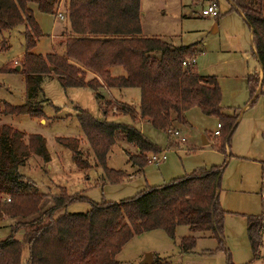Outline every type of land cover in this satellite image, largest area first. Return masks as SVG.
<instances>
[{
    "label": "trees",
    "instance_id": "trees-1",
    "mask_svg": "<svg viewBox=\"0 0 264 264\" xmlns=\"http://www.w3.org/2000/svg\"><path fill=\"white\" fill-rule=\"evenodd\" d=\"M60 1L0 0V34L16 25L24 26L25 52L20 71L26 95L23 106L5 104L2 113L42 116L39 109L34 110L30 104L39 91L41 72L49 71L59 74L57 78L61 82L65 75L68 85H91L99 80L107 89H138L137 113L125 103L119 104L124 108L116 106V110L132 120L145 119L163 132L170 129L172 118L182 121L184 112L192 107L206 115H216L219 120L217 147L224 152L235 128L236 116L220 113V91L212 76L199 75L194 65H181L185 58L195 56L192 46H172L159 38L141 36L139 0H65L62 12L68 34L59 42L62 54L50 53L42 57L31 53L29 49L40 33L30 5L34 4L41 13L55 16ZM228 1L233 10L240 12L251 33L250 44L258 63L262 88L264 0ZM155 52L159 56H154ZM115 66L122 69L121 74L110 73V68ZM84 69L94 74L86 82L82 77ZM255 76L249 78L251 94L257 82ZM94 97L105 116L110 102H105L96 92ZM76 120L95 163L103 168L107 179L117 181L123 177L120 172L104 168L106 154L117 137L136 149L135 154L127 152L128 161L136 171H141L147 163V153L157 151L131 125L97 120L81 109H77ZM55 142L70 151L78 169L87 168V156L80 150V139L56 137ZM30 153L43 162L48 161L40 135H25L9 126H0V221L4 217L13 220L8 234L0 237V264H19L22 243L27 247V264H119L116 254L132 236L162 229L172 237L177 225L214 238L223 249L224 211L217 196L219 168L194 170L164 185L146 187L134 197L117 202H91L86 212L65 213L61 210L67 203L84 197L68 196L65 190H60L58 195L48 199L49 206L40 209L46 196L17 170ZM259 219L248 218L246 224L253 258L257 255L253 232L259 231L254 227ZM18 232L20 240L14 237ZM194 243L193 235L182 237L180 251H189ZM153 258L151 264H159L160 259Z\"/></svg>",
    "mask_w": 264,
    "mask_h": 264
},
{
    "label": "rangeland",
    "instance_id": "rangeland-1",
    "mask_svg": "<svg viewBox=\"0 0 264 264\" xmlns=\"http://www.w3.org/2000/svg\"><path fill=\"white\" fill-rule=\"evenodd\" d=\"M209 2L215 3L218 13L215 17L200 15L201 6ZM64 3L65 0L60 1L59 10L63 11ZM30 8L40 35L29 51L42 57L50 53L61 55L63 48L59 42L68 34L65 16L58 20L53 14L39 12L34 4ZM139 23L141 36L159 38L172 46H192L196 52V72L215 79L220 91V113L236 116L235 128L224 152L218 150L219 138L213 135L218 129L216 115H206L197 107L189 108L183 114V122L172 118L169 131H177L174 135L138 118L132 120L116 110V106L125 103L137 113L138 89H107L99 80L91 86L67 85L65 75L61 82L57 78L59 74L49 71L41 72L39 91L30 104L34 110L39 109L42 116L2 113L5 104L20 107L26 101L25 81L20 71L25 52L24 26L16 25L0 34V126H9L25 135H40L48 154L47 162L28 154L17 166L18 173L46 196L40 209L49 206L51 196L65 190L68 196L84 199L67 203L61 212L82 213L89 210L91 202H117L194 170L219 168L217 193L224 211L223 249L214 238L177 225L172 237L162 229L132 236L116 254V260L119 264H138L143 254L150 252L160 259L159 264H264V87L260 86L261 77L247 24L227 0H139ZM153 55L159 56L157 52ZM84 72V82L94 76L85 69ZM110 73L121 74L122 69L111 67ZM253 75L257 82L251 94L249 78ZM95 92L102 95L105 102H110L105 116L94 97ZM77 109L97 120L137 128L164 154V160L158 164L147 162L141 171H136L127 155V152L135 154L136 149L119 136L106 154L104 168L120 172L123 177L117 181L107 179L83 139L76 120ZM56 137L80 139V150L87 156V168L78 169L70 151L55 142ZM202 138L205 144L201 143ZM155 153H147V159ZM248 218H260L254 226L259 231L253 232L257 243L254 258L246 234ZM12 223L13 220L5 217L0 221V237L8 234ZM20 234L14 237L20 240ZM186 235H193L195 243L189 251L181 252L180 239ZM27 257V247L22 243L19 264H27Z\"/></svg>",
    "mask_w": 264,
    "mask_h": 264
},
{
    "label": "built area",
    "instance_id": "built-area-1",
    "mask_svg": "<svg viewBox=\"0 0 264 264\" xmlns=\"http://www.w3.org/2000/svg\"><path fill=\"white\" fill-rule=\"evenodd\" d=\"M59 5H60V3L57 5V10L55 12V17L58 20H63L64 19V14H63V12L61 10H59ZM200 15L201 16H210V17L217 16L218 13H217V9H216L215 3L209 2L205 6H201ZM194 57L195 56H190V57L185 58L181 62V65L183 67L194 65V63H195ZM216 127L218 129L213 131V135H218L219 134V124H216ZM169 130L170 129H168V131ZM169 133H173L174 135L178 134L177 131H173V132L169 131ZM180 140L183 141V138H181ZM164 158L165 157H164L163 153H155V154L150 155V157L147 159V162H152L154 164H158V163L162 162L164 160ZM8 200L9 199L6 198V201H8Z\"/></svg>",
    "mask_w": 264,
    "mask_h": 264
},
{
    "label": "water",
    "instance_id": "water-1",
    "mask_svg": "<svg viewBox=\"0 0 264 264\" xmlns=\"http://www.w3.org/2000/svg\"><path fill=\"white\" fill-rule=\"evenodd\" d=\"M212 30H215V26H213V29ZM51 70V68H49ZM15 70H18V66H15ZM201 143L202 144H205L206 143V140H204L202 138L201 140ZM153 262V256L150 252H146L143 254V257L142 259L138 262V264H151Z\"/></svg>",
    "mask_w": 264,
    "mask_h": 264
},
{
    "label": "crops",
    "instance_id": "crops-1",
    "mask_svg": "<svg viewBox=\"0 0 264 264\" xmlns=\"http://www.w3.org/2000/svg\"><path fill=\"white\" fill-rule=\"evenodd\" d=\"M228 1V0H227ZM228 3L230 4V2L228 1ZM239 15H240V12H239ZM241 16V15H240ZM242 17V16H241ZM249 36H250V39H251V33H250V31H249ZM251 45V44H250ZM253 51V50H252ZM258 73H259V77H260V72L258 71ZM64 79V78H63ZM65 80V79H64ZM66 81V80H65ZM68 85V84H67ZM80 86V85H79ZM89 86H91V85H89ZM186 112V111H185ZM141 121H145V122H147L145 119H140ZM41 122V121H40ZM181 122H183V120L181 121ZM225 150V149H224ZM217 196H218V193H217Z\"/></svg>",
    "mask_w": 264,
    "mask_h": 264
}]
</instances>
